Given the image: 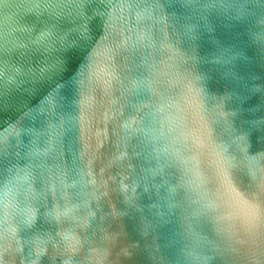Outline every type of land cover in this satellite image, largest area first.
I'll return each instance as SVG.
<instances>
[{
	"label": "water",
	"instance_id": "water-1",
	"mask_svg": "<svg viewBox=\"0 0 264 264\" xmlns=\"http://www.w3.org/2000/svg\"><path fill=\"white\" fill-rule=\"evenodd\" d=\"M0 264H264V0H0Z\"/></svg>",
	"mask_w": 264,
	"mask_h": 264
}]
</instances>
